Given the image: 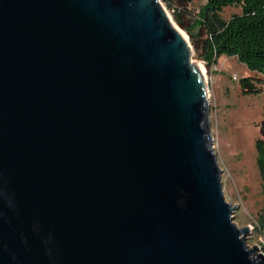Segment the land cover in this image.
<instances>
[{
	"label": "water",
	"instance_id": "obj_1",
	"mask_svg": "<svg viewBox=\"0 0 264 264\" xmlns=\"http://www.w3.org/2000/svg\"><path fill=\"white\" fill-rule=\"evenodd\" d=\"M207 101L160 0H0V264H264Z\"/></svg>",
	"mask_w": 264,
	"mask_h": 264
},
{
	"label": "rangeland",
	"instance_id": "obj_2",
	"mask_svg": "<svg viewBox=\"0 0 264 264\" xmlns=\"http://www.w3.org/2000/svg\"><path fill=\"white\" fill-rule=\"evenodd\" d=\"M183 32L192 50L193 60L203 69L208 96L207 121L212 138L211 145L221 169L222 189L225 199L238 208L234 212L237 226H249L247 243L258 246L264 253V235L259 229L257 218L264 207L261 179L256 166L255 140L260 136L259 124L264 118V84L251 79L261 90L243 92L241 80L256 76L234 57L221 55L211 65L198 56L190 37ZM205 0H194L191 11L197 14ZM240 13V7H224L221 16L228 19ZM181 32V33H182Z\"/></svg>",
	"mask_w": 264,
	"mask_h": 264
},
{
	"label": "trees",
	"instance_id": "obj_3",
	"mask_svg": "<svg viewBox=\"0 0 264 264\" xmlns=\"http://www.w3.org/2000/svg\"><path fill=\"white\" fill-rule=\"evenodd\" d=\"M193 1L162 0L205 64H214L221 55L234 57L256 75L241 80L242 91H260L251 79L264 84V0H205L195 15L191 11ZM227 6L240 7V13L224 19L221 12ZM259 133L255 140L256 166L264 202V118ZM257 222L258 230L264 228V207Z\"/></svg>",
	"mask_w": 264,
	"mask_h": 264
},
{
	"label": "built area",
	"instance_id": "obj_4",
	"mask_svg": "<svg viewBox=\"0 0 264 264\" xmlns=\"http://www.w3.org/2000/svg\"><path fill=\"white\" fill-rule=\"evenodd\" d=\"M262 232H263V235H264V228H259ZM254 246H256V245H254ZM258 249H259V252H261L263 255H264V253H263V250H261V248H259L258 246H256Z\"/></svg>",
	"mask_w": 264,
	"mask_h": 264
},
{
	"label": "bare ground",
	"instance_id": "obj_5",
	"mask_svg": "<svg viewBox=\"0 0 264 264\" xmlns=\"http://www.w3.org/2000/svg\"><path fill=\"white\" fill-rule=\"evenodd\" d=\"M179 31H180V29H179ZM182 32V31H181ZM182 34H183V32H182ZM184 35V34H183ZM185 36V35H184ZM186 37V36H185ZM199 68H200V70H201V72H203L202 70V68H201V66H199Z\"/></svg>",
	"mask_w": 264,
	"mask_h": 264
}]
</instances>
